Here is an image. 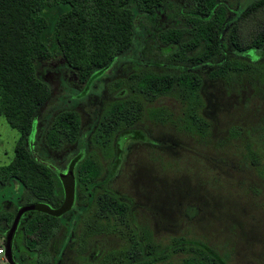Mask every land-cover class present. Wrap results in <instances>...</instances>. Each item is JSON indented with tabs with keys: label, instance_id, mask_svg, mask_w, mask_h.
I'll list each match as a JSON object with an SVG mask.
<instances>
[{
	"label": "trees",
	"instance_id": "1",
	"mask_svg": "<svg viewBox=\"0 0 264 264\" xmlns=\"http://www.w3.org/2000/svg\"><path fill=\"white\" fill-rule=\"evenodd\" d=\"M231 6L227 0H0V116L18 133L12 158L0 165L2 242L19 207L33 205L20 215L12 235L11 248L14 238L23 248L13 252L16 264H50L51 240L64 226L73 198L103 174L93 150L72 159L66 175L47 162L50 151L79 146L81 135L80 114L73 108L40 118L50 81L61 78L58 70L66 68L82 85L77 93L81 98L88 84L129 50L137 26L147 27L155 50L169 66L158 70L135 61V68L120 80L123 94L112 95L87 129L89 141L109 157L106 180L121 161L118 141L145 139L134 127L145 102L175 95L183 104V127L205 135L208 123L199 113L203 102L198 71L226 83L264 81V25L244 42L235 32L238 19L264 10V0H250L236 11ZM175 16L178 22L161 27L162 19ZM249 50L262 59L251 61ZM151 115L163 121L167 113L154 108ZM16 185L20 192L14 201L5 199L3 188ZM81 215L74 236L78 255L95 233L124 231L127 242L121 249L104 250L100 261L84 258L79 264H170L175 254L180 255L178 264H228L200 240L174 236L166 244L157 243L148 229L132 225L128 202L110 190L103 189L101 198Z\"/></svg>",
	"mask_w": 264,
	"mask_h": 264
},
{
	"label": "rangeland",
	"instance_id": "2",
	"mask_svg": "<svg viewBox=\"0 0 264 264\" xmlns=\"http://www.w3.org/2000/svg\"><path fill=\"white\" fill-rule=\"evenodd\" d=\"M227 1L232 4L230 10L236 11L250 0ZM177 19V16L162 19L161 27L176 23ZM259 25H264L263 9L237 20V37L247 41ZM136 29L138 33L129 50L100 77L94 78L81 98L77 93L82 85L66 68L58 70L59 80L50 81V96L40 109V118L61 108H73L81 118L79 146L69 145L51 152L47 158L51 166L60 170L78 147L97 152L103 179L108 175L109 157L89 141L87 129L112 100V95L123 94L120 80L135 68V61L169 70L164 57L155 50L157 44L147 27ZM246 55L251 61L262 59L255 50H249ZM198 74L202 79L203 102L199 113L208 123L207 133L200 135L183 127V104L175 95L145 102L141 119L134 124L145 139L125 137L118 141L121 161L117 170L102 180L103 187L128 202L132 225L148 229L161 245L168 243L170 237L182 236L206 243L228 264H264V81L244 78L226 83L207 78L203 71ZM74 99L77 100L73 103ZM154 108L164 109L166 120L154 119L151 115ZM17 137V131L0 116V165L12 158ZM3 190L4 198L10 201L20 192L17 185L13 190L10 187ZM66 219L70 222L68 214ZM122 233L89 237L82 255L75 252L73 242L68 243L60 264H78L95 249H121L127 242L126 234ZM65 234L61 226L51 240V254L57 252L68 235ZM13 240L16 255L23 248L18 238ZM0 247L3 248L1 238ZM179 257L172 255L168 262L178 264ZM0 264H8L3 253Z\"/></svg>",
	"mask_w": 264,
	"mask_h": 264
},
{
	"label": "flooded vegetation",
	"instance_id": "3",
	"mask_svg": "<svg viewBox=\"0 0 264 264\" xmlns=\"http://www.w3.org/2000/svg\"><path fill=\"white\" fill-rule=\"evenodd\" d=\"M85 150H86V152H85ZM85 150L77 147L75 155L71 159H69V161L67 163L63 164L61 166L60 170L54 166H52V167L55 168V170L59 171V173H61V175L62 174L66 175V173L69 171V164H70L71 160L74 159L75 157L79 156L80 154H83V155L87 154V152L89 150H87V149H85ZM50 153H51V151H50ZM102 178H103V175L101 173V175L99 176V178L96 181V183L94 184V186L89 188V190L85 193L79 192L78 194H76L75 198H73L72 210L69 211L70 213L69 212L67 213L69 215L70 222H67V219H66V221L64 219V222H63L64 230H65L66 234H68L67 235L68 238H66L67 236L64 237L63 241H61V244L59 245L58 249L56 250L57 252L55 254L50 255V258H51L50 264H60L62 256L64 254V249L67 246V244L71 243V242H73V243L76 242L74 236H75L76 231H78L77 227L80 225V219L82 218L81 217L82 216L81 211H84V210L89 211L93 206L94 199L95 198L96 199L101 198V193L103 192V189H104ZM75 215H79L80 218L75 216ZM98 234H103V233H95V234H92L90 237L98 235ZM86 248H87V246H86ZM85 251H86V249H85ZM85 251L82 252L81 255L84 254ZM102 253H103V251H100L99 249H95L85 259H88V261H90L91 263L100 261L99 259L101 258ZM11 255L13 256V249L12 248H11ZM80 262H82V260ZM18 264H23V263L20 260Z\"/></svg>",
	"mask_w": 264,
	"mask_h": 264
},
{
	"label": "water",
	"instance_id": "4",
	"mask_svg": "<svg viewBox=\"0 0 264 264\" xmlns=\"http://www.w3.org/2000/svg\"><path fill=\"white\" fill-rule=\"evenodd\" d=\"M32 208H33V205H25V206L19 207V209L16 211L10 223L9 228L7 229L5 233L4 241H3V249H4L3 254H4V259L8 264H16L11 255V239H12V235L15 230V227L17 225L18 219L24 211L32 209Z\"/></svg>",
	"mask_w": 264,
	"mask_h": 264
},
{
	"label": "built area",
	"instance_id": "5",
	"mask_svg": "<svg viewBox=\"0 0 264 264\" xmlns=\"http://www.w3.org/2000/svg\"><path fill=\"white\" fill-rule=\"evenodd\" d=\"M4 251V249L2 247H0V254H2Z\"/></svg>",
	"mask_w": 264,
	"mask_h": 264
}]
</instances>
